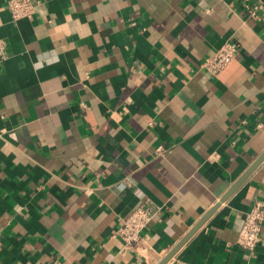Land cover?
<instances>
[{"label":"crops","instance_id":"0c3cea01","mask_svg":"<svg viewBox=\"0 0 264 264\" xmlns=\"http://www.w3.org/2000/svg\"><path fill=\"white\" fill-rule=\"evenodd\" d=\"M31 1L14 21L0 0V264H157L216 203L165 264H264V221L254 250L236 242L264 159L220 202L264 151V0Z\"/></svg>","mask_w":264,"mask_h":264},{"label":"built area","instance_id":"2783aa9c","mask_svg":"<svg viewBox=\"0 0 264 264\" xmlns=\"http://www.w3.org/2000/svg\"><path fill=\"white\" fill-rule=\"evenodd\" d=\"M244 7L253 16L257 15L258 9L262 7L260 0H240ZM35 4L31 0H6V9L12 20L16 21L23 17H30L34 12ZM6 42L0 38V62L5 57ZM238 52V45L233 40H226L212 54L206 56L201 66L210 74L217 75L221 72ZM162 146L155 149L156 154L165 152ZM158 207L148 199L144 200L127 217L121 219L114 231L124 243L125 247H133L141 238V231L145 229L157 214ZM264 221V208L255 204L243 217L241 228L238 232L236 242L243 248L254 250L261 239V224Z\"/></svg>","mask_w":264,"mask_h":264},{"label":"water","instance_id":"95a60500","mask_svg":"<svg viewBox=\"0 0 264 264\" xmlns=\"http://www.w3.org/2000/svg\"><path fill=\"white\" fill-rule=\"evenodd\" d=\"M264 159V151L261 155L250 165V167L237 179V181L226 191V193L221 197L220 202L224 201L229 197L235 190L238 188L242 182L248 177V175L256 168V166ZM218 206L216 203L211 207L201 218L200 220L184 235V237L176 244L172 249L157 263L165 264L174 253L187 241V239L197 230V228L204 222V220L215 210Z\"/></svg>","mask_w":264,"mask_h":264}]
</instances>
